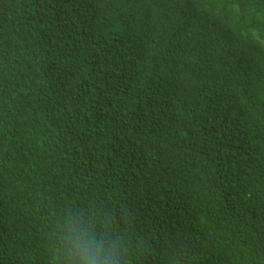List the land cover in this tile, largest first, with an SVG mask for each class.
<instances>
[{"label": "trees", "instance_id": "1", "mask_svg": "<svg viewBox=\"0 0 264 264\" xmlns=\"http://www.w3.org/2000/svg\"><path fill=\"white\" fill-rule=\"evenodd\" d=\"M73 216L122 264H264V0H0V264H65Z\"/></svg>", "mask_w": 264, "mask_h": 264}, {"label": "clouds", "instance_id": "2", "mask_svg": "<svg viewBox=\"0 0 264 264\" xmlns=\"http://www.w3.org/2000/svg\"><path fill=\"white\" fill-rule=\"evenodd\" d=\"M203 41L204 30L198 33L196 43ZM196 56L204 74L222 82L227 78H240L249 84L255 75L254 69L240 61L233 48L211 47L210 51L196 52ZM205 56L210 59L207 61ZM214 56L219 58L214 59ZM61 247L65 264H122L124 254L118 237L108 229L76 216L67 222Z\"/></svg>", "mask_w": 264, "mask_h": 264}]
</instances>
